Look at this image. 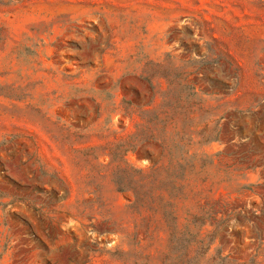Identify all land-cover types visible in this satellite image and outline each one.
<instances>
[{"label": "rangeland", "instance_id": "obj_1", "mask_svg": "<svg viewBox=\"0 0 264 264\" xmlns=\"http://www.w3.org/2000/svg\"><path fill=\"white\" fill-rule=\"evenodd\" d=\"M0 264H264V0H0Z\"/></svg>", "mask_w": 264, "mask_h": 264}]
</instances>
